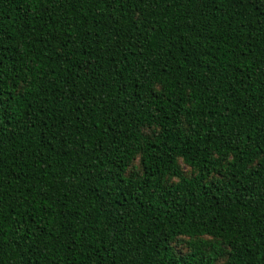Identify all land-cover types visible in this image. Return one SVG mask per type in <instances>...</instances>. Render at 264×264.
<instances>
[{
  "label": "trees",
  "instance_id": "trees-1",
  "mask_svg": "<svg viewBox=\"0 0 264 264\" xmlns=\"http://www.w3.org/2000/svg\"><path fill=\"white\" fill-rule=\"evenodd\" d=\"M0 264H264V0H0Z\"/></svg>",
  "mask_w": 264,
  "mask_h": 264
}]
</instances>
